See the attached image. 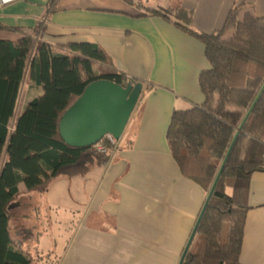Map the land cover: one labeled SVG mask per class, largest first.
I'll return each mask as SVG.
<instances>
[{
	"label": "crops",
	"instance_id": "crops-1",
	"mask_svg": "<svg viewBox=\"0 0 264 264\" xmlns=\"http://www.w3.org/2000/svg\"><path fill=\"white\" fill-rule=\"evenodd\" d=\"M240 4V16H264V0L0 4V39L17 40L40 24L41 40L56 50L67 43L98 44L115 70L143 84L106 164L82 176H57L43 193H24V184H18L21 198L10 222L33 232L34 242L23 239L19 246L14 241L35 258L31 264H178L206 193L180 172L166 131L174 109L202 102L198 75L210 64L204 44L176 25L173 15H148L144 7L180 6L190 12L193 30L210 33L221 29L232 7ZM42 93L41 86L22 83L10 129L28 102ZM247 205L240 262L264 264V170L250 176Z\"/></svg>",
	"mask_w": 264,
	"mask_h": 264
},
{
	"label": "trees",
	"instance_id": "trees-1",
	"mask_svg": "<svg viewBox=\"0 0 264 264\" xmlns=\"http://www.w3.org/2000/svg\"><path fill=\"white\" fill-rule=\"evenodd\" d=\"M243 5L232 7L224 26L210 33L193 30L190 12L180 6L144 7L148 15H173L176 25L204 44L210 64L198 75L202 102L174 109L166 131L180 172L207 195L233 142L182 264H241L250 176L264 170V16H240ZM42 31L38 24L17 40L0 39V264L35 259L16 246L10 231L22 193L18 184H24V193H43L57 176H82L106 164L116 148L66 144L59 134L62 114L91 82L125 85L130 79L112 67L100 45L67 43L56 50L41 40ZM24 81L43 93L28 102L10 129Z\"/></svg>",
	"mask_w": 264,
	"mask_h": 264
},
{
	"label": "water",
	"instance_id": "water-1",
	"mask_svg": "<svg viewBox=\"0 0 264 264\" xmlns=\"http://www.w3.org/2000/svg\"><path fill=\"white\" fill-rule=\"evenodd\" d=\"M142 85V82L134 78H130L125 85L107 79H99L88 84L83 93L65 110L60 118L59 134L63 141L70 146L80 148L95 145L106 134H110L114 139L119 140L137 103ZM232 145L233 142L205 197L178 264H182Z\"/></svg>",
	"mask_w": 264,
	"mask_h": 264
},
{
	"label": "rangeland",
	"instance_id": "rangeland-1",
	"mask_svg": "<svg viewBox=\"0 0 264 264\" xmlns=\"http://www.w3.org/2000/svg\"><path fill=\"white\" fill-rule=\"evenodd\" d=\"M39 197L40 196L38 195L37 196L38 200H39ZM21 219H25V218L21 217ZM10 231H11V234H12V236L14 238V241L19 246H21L23 244L22 243L23 239H24V242H26V241H29V242L31 241L32 242L34 240V234H33V232L31 231L30 228L29 229L25 228V226L18 225L17 223H14L12 221L10 222ZM46 241H48V238H46Z\"/></svg>",
	"mask_w": 264,
	"mask_h": 264
},
{
	"label": "built area",
	"instance_id": "built-area-1",
	"mask_svg": "<svg viewBox=\"0 0 264 264\" xmlns=\"http://www.w3.org/2000/svg\"><path fill=\"white\" fill-rule=\"evenodd\" d=\"M12 1L14 0H0V4L5 5ZM107 145H113L115 147H118V140L114 139L112 135L106 134L103 136V138L98 143H96L93 146L98 151H104Z\"/></svg>",
	"mask_w": 264,
	"mask_h": 264
}]
</instances>
